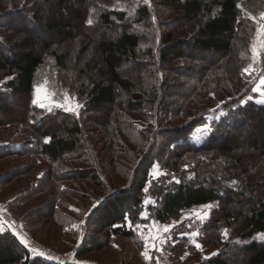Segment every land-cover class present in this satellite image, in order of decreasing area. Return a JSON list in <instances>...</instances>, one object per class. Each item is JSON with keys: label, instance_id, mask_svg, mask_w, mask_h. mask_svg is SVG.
<instances>
[{"label": "trees", "instance_id": "trees-1", "mask_svg": "<svg viewBox=\"0 0 264 264\" xmlns=\"http://www.w3.org/2000/svg\"><path fill=\"white\" fill-rule=\"evenodd\" d=\"M44 1L0 0V126L21 125L36 139L34 149L2 151L0 158L38 154L56 165L70 162L66 172L59 166L50 171L48 180L66 181L84 199L90 197L76 187L104 191L79 256L109 248L116 237L129 241L134 229L126 217L140 222L144 209L148 219L165 223L183 210L213 203L198 240L210 247L223 227L228 236L215 255L201 258L196 252L197 264H264V244L250 239L264 231V105L241 104L248 90L240 84L258 22L264 25V0H80L85 46L95 45L106 68L108 82L100 84L83 78L87 69L94 71L84 62L71 69L82 53L77 39L67 50L41 36L57 29ZM16 32L36 41L26 40L29 45L20 50L10 42ZM258 56L256 77L264 72V35ZM178 61L180 66H172ZM40 78L59 92L70 89L85 98L88 109L72 117L33 105ZM200 100L229 110L211 121L210 133L198 144L189 135L209 113L200 111ZM91 111L104 112L103 119L88 115ZM154 165L166 174L151 178ZM145 195L154 200L146 208ZM178 242L170 247L173 254L186 241ZM0 264L60 263L32 257L4 230Z\"/></svg>", "mask_w": 264, "mask_h": 264}, {"label": "rangeland", "instance_id": "rangeland-1", "mask_svg": "<svg viewBox=\"0 0 264 264\" xmlns=\"http://www.w3.org/2000/svg\"><path fill=\"white\" fill-rule=\"evenodd\" d=\"M81 6L82 1L80 0L44 1V7L42 8L44 9L45 14L50 13L53 20L57 23L56 31L59 30V32H56L55 30H51L50 32L45 31L41 36L46 43L48 42L51 46L56 45L60 49L63 47L67 50H71V44L74 41L73 39H77L76 41L80 43L82 48V53L76 57V63L71 66V69L77 70L82 67V63L84 62L85 67L89 65V69L93 68L95 71V73H93V70L90 71L87 69L83 75V78H87L90 84L108 82L106 68L103 59L98 53V49H96L94 44H87V46H85L86 40L82 38V34L84 33L82 26L85 14L83 13L79 15L78 11ZM156 6L157 8L159 7L158 5ZM260 19L264 20L261 15ZM46 22L48 24L50 23L48 20ZM262 23L263 22H258V27L263 25ZM67 25H70V27L67 29L61 28V26L65 27ZM20 33L16 32V34H14L15 38L12 37L10 42L19 43L20 47H18L22 50L25 46L29 45L26 40L34 41L35 38L33 35ZM67 33L72 34L73 37L69 38L66 35ZM36 35L38 36V34ZM263 35L264 31H262L260 35H257L256 32L252 42V46L257 48L258 54L259 48H261ZM89 57L90 60L87 62L85 59H88ZM252 57L253 54L251 52V60L248 65L252 64L253 69L248 72H242L241 75L240 84L241 86H247L248 90V94L241 104H244L247 100H251L255 103H257L258 100H264V85L260 83L261 80H264V72L260 70V77L255 76L260 67L258 61L259 56L257 55L255 59ZM174 63L175 64L172 66L178 64L179 66L181 65V61ZM68 65H70V63H68ZM121 76L124 77V74L121 73ZM45 81L46 80L43 78H40L36 85H43ZM47 88L50 92L56 93V100L63 102L64 94L67 93L73 98V105H80L77 109L78 114L70 113L61 108L55 107H53L51 111H60L67 116L78 117L82 112H85L88 109L85 98H81L72 90L66 89L65 91L63 90L62 92H59L54 88L49 87L48 84ZM34 97L35 92L32 100ZM41 99H43V95L41 96ZM210 99L213 100L214 96ZM215 100L216 102L218 101L217 99ZM44 103L51 106L50 101L48 100H45ZM257 104L264 105L261 103ZM197 105L200 111H209V113L205 114L203 117L204 123L196 127L189 135V139L192 142L199 144L203 142L208 133H210L211 121L220 119L226 111L228 112L229 108L222 109L220 105H218V108H213L211 105L206 104L205 101L202 102L201 100L197 102ZM36 106L39 107V105ZM42 109L49 111L47 107ZM108 109L111 110L112 107H109ZM103 114L104 112L91 111L88 115L100 121L103 119ZM35 143L36 139L21 125L0 126V152L6 150L24 151L27 148L34 149ZM71 165L72 163L70 162H62L61 165H56L49 161L47 157L38 154L23 156L12 154L0 158V231L9 230L13 234L15 233L14 235H16L17 238L24 237L28 242L27 249L30 251L32 257L39 256L44 260L55 261L60 264H166L167 261H170V263L177 261L176 264H197L200 260H198L199 257L196 256V252L201 254V258L209 257L213 255V253H218L219 247L227 238L221 235V238L218 237L214 244L208 248L204 247V245L198 240L200 230L208 222L210 210L213 207V203H207L203 205L210 204L212 205L211 209H204L202 208L203 205L194 206L181 211L165 223H160L151 218L147 220L140 219V222H134V231L129 241L127 239L116 237L110 242L111 245L109 248H103L100 251L80 257L78 251L81 248L82 239L89 231L88 219L93 210L103 201V199L106 198V194L101 189L89 187V185L88 187H76L79 192L85 193L84 195L90 197L84 199L83 196L80 198L76 193L73 194V185L70 186L66 181L55 183L48 180L50 171L57 169L59 166L58 169L60 170V173H63L64 171L66 172ZM79 166L81 165H78V167ZM154 167H158L159 171L163 173V170H161L158 165H154ZM112 169L113 168H111L110 171H112ZM107 174V171H104L103 176H106ZM150 176L152 178V175ZM108 177L109 178L106 180L107 185L110 187L114 186V183L110 180V175H108ZM54 187L56 188L55 193L51 195L54 192ZM80 189L84 192L80 191ZM251 190H254V187H252ZM146 200L149 201V203L145 204L144 202ZM152 204H154V200L145 195L142 200V207L146 208ZM94 205L95 207H93ZM50 207L54 208L53 215L52 213L48 214V209ZM145 210L146 209L140 212L139 217H141L142 213L147 216ZM201 211L208 213L207 217L203 220L195 216V213ZM46 215H49V217H42ZM182 217L191 218L184 219L182 224L173 228L170 238L163 243L160 251H154L150 246L149 254L151 259L146 261L141 255L144 250V244L138 235V232L144 231L145 235H147L149 230L154 231V229H151L153 221H156L158 226H162L164 224L179 222ZM138 223L148 225L149 228L142 227L137 229L135 225ZM9 225L12 227H9ZM182 225H184V229L179 230V227ZM223 229L226 228L223 227L222 230ZM192 232H197L198 236L195 238L191 237L190 234ZM181 233H184L185 235L181 236ZM261 237H264V231L253 234L250 239L264 244V239H261ZM179 239H185V245L181 246L182 251L180 253L173 254L170 247H177L180 243L178 242ZM193 239L201 244V249H197L194 246L192 243ZM32 249H35L36 252L33 253ZM40 252H43L44 255H39ZM49 257L52 258L49 259Z\"/></svg>", "mask_w": 264, "mask_h": 264}, {"label": "snow or ice", "instance_id": "snow-or-ice-1", "mask_svg": "<svg viewBox=\"0 0 264 264\" xmlns=\"http://www.w3.org/2000/svg\"><path fill=\"white\" fill-rule=\"evenodd\" d=\"M145 3H148V0H145ZM262 18H264V13L261 14ZM87 23L89 25L92 24V20L89 19L87 21ZM264 31V25H261L260 27L257 28V35H260L261 32ZM251 51H252V54H253V58L255 59V57L258 55V51H257V48L255 46H252L251 48ZM243 55V54H242ZM253 69V65L252 64H249L247 67L243 68L242 71L243 72H248L250 70ZM47 80L45 81V83L43 85H36L34 86V92H35V97L34 99L32 100V103L33 105H39V107L41 108H45L47 107L49 111L52 110L53 107L55 108H61L67 112H70V113H77V109L80 107L79 104H76V105H73L72 104V97L65 93L64 94V100L63 102H60L58 100L55 99V96H56V93L55 92H50L47 88ZM260 83L262 85H264V80H261ZM43 95V99H41V96ZM45 100H48L50 101V104L51 106L49 105H46L44 103ZM257 103H261V104H264V100H258ZM50 140V138L46 137L45 138V143H48ZM187 167V165L185 166ZM162 174H166V173H161L158 169V167H154L153 170H152V173L150 175H152V178L153 179H158L160 175ZM237 182L235 180L232 181V184H236ZM145 193L148 192V188L146 187L144 189ZM145 204L149 203V201H145L144 202ZM95 207V205L93 206ZM212 205L208 204V205H203L202 208L204 209H211ZM208 213L206 212H199V213H195V216L201 220L205 219L207 217ZM191 217H182L181 221L179 222H173L172 224H164L162 226H158L157 222L156 221H153L152 222V225H151V229H154L153 230H149L147 235H145V232L144 231H139L138 232V235L140 236L141 240L143 241V244H144V250L142 251L141 255L144 257V259L146 261H149L151 259L150 257V254H149V247L151 246V249L154 250V251H160L161 250V247L163 245V243H165L171 236V233H172V230L173 228L177 227L179 224H182L184 219H190ZM126 219L128 220V226L129 228H132L133 227V224L131 222V219L126 217ZM141 220H146L148 219L147 216H145L143 213L141 214V217H140ZM9 227H12L11 225H9ZM135 227L137 229H140V228H149L148 225H142V224H136ZM15 234V233H14ZM181 236L185 235L184 233H181L180 234ZM191 237L195 238L198 236V233L197 232H192L191 234ZM221 235L224 236L225 238L227 237L228 235V230L227 229H223L221 231ZM19 240H20V243L23 244L25 247H28V242L27 240L24 238V237H18ZM261 239H264V237H261ZM192 243L194 244V246L197 248V249H201V244L196 242L195 239L192 240ZM236 243H239V241H237ZM159 244V246H158ZM33 253L36 252L35 249H32ZM216 253H213V255H215ZM39 255L43 256L44 253L43 252H40ZM52 257H49V259H51Z\"/></svg>", "mask_w": 264, "mask_h": 264}, {"label": "bare ground", "instance_id": "bare-ground-1", "mask_svg": "<svg viewBox=\"0 0 264 264\" xmlns=\"http://www.w3.org/2000/svg\"><path fill=\"white\" fill-rule=\"evenodd\" d=\"M181 143V142H180Z\"/></svg>", "mask_w": 264, "mask_h": 264}]
</instances>
